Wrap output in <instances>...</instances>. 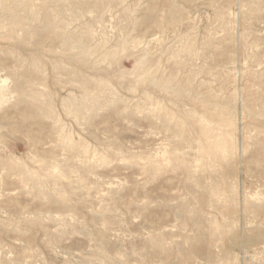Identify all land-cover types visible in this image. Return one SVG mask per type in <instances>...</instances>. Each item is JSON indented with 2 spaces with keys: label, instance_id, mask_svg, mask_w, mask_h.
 <instances>
[{
  "label": "rangeland",
  "instance_id": "rangeland-1",
  "mask_svg": "<svg viewBox=\"0 0 264 264\" xmlns=\"http://www.w3.org/2000/svg\"><path fill=\"white\" fill-rule=\"evenodd\" d=\"M0 102V264H264V0H0Z\"/></svg>",
  "mask_w": 264,
  "mask_h": 264
},
{
  "label": "bare ground",
  "instance_id": "bare-ground-1",
  "mask_svg": "<svg viewBox=\"0 0 264 264\" xmlns=\"http://www.w3.org/2000/svg\"><path fill=\"white\" fill-rule=\"evenodd\" d=\"M8 2H9V1H8ZM6 3H7V2H6ZM8 4H9V3H8ZM11 7H12V6H11ZM34 7H35V6H34ZM34 10H35V9H34ZM1 28H2V26H1ZM188 46H189V45H188ZM189 49H190V48H189ZM189 49H187V50H189ZM1 81H2V80H1ZM3 85H4V84H3ZM4 88H5V87H4ZM1 95H2V94H1ZM3 100H4V99H3ZM3 100H2V101H3ZM2 101H1V102H2ZM1 102H0V103H1ZM2 103H3V102H2ZM200 115H201V114H200ZM198 118H200V116H199ZM180 120H181V119H180ZM199 123H200V122H199ZM221 124H222V123H221ZM232 124H233V123H232ZM233 131H235V130H233ZM70 139H71V138H70ZM70 139H69V140H70ZM70 142H71V141H70ZM163 146H164V145H163ZM167 146H168V145H167ZM159 147H160V146H159ZM166 149H167V148H166ZM85 151H86V150H85ZM234 151H235V150H234ZM161 153H162V152H161ZM227 154H228V153H227ZM156 155H157V154H156ZM159 155H161V154H159ZM166 157H168V156L166 155ZM159 158H160V157H159ZM167 159H168V158H167ZM197 161H199V160H197ZM168 162H169V161H168ZM157 164H158V163H157ZM51 167H52V166H51ZM57 170H58V169H57ZM57 170H56V171H57ZM58 172H59V170H58ZM224 197H225V196H224ZM216 198H217V197H216ZM219 202H220V201H219Z\"/></svg>",
  "mask_w": 264,
  "mask_h": 264
}]
</instances>
